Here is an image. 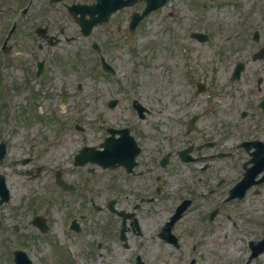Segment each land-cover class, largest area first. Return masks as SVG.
<instances>
[{"label":"rangeland","instance_id":"374dc122","mask_svg":"<svg viewBox=\"0 0 264 264\" xmlns=\"http://www.w3.org/2000/svg\"><path fill=\"white\" fill-rule=\"evenodd\" d=\"M197 1L198 3H194V0H170V4L164 10L147 19L140 35H137L141 58L135 60V63L139 64L135 71L131 69L130 63L128 69L118 72L117 76H107L96 70L93 57L87 55L82 56L83 61L77 68L74 55L68 52L62 56L64 65L55 68L56 71L49 72L50 77L45 73L43 78H36L33 71L16 73L14 80H18L22 85H19L17 90L16 103L21 105L22 115L25 116L19 117V125H16L20 128V133L16 137V154L17 151H27V149L36 151L44 139H52L54 135H58L56 141L53 138L51 145H54L47 159L55 167L59 161L67 163L63 167L67 170L64 176L78 183L80 187L83 185V188L74 195L59 191L55 185L45 188V180L54 179L53 173L51 177L43 176L35 180L19 175L18 172L14 173V177L10 180L12 186H15L17 199L22 203V208L15 211L16 202H14V206L13 204L4 206L0 211V215L4 218L6 216L7 220L0 231V264H12L9 257L13 247L24 249L35 264H58L56 261L66 260L67 256L58 249L57 245L69 251L67 244L63 246L69 237L76 242L75 251L85 261L83 263L78 260V264H89L90 260H87L84 253L99 238L101 228L114 216L107 208L108 199L113 195L119 200L120 208H133L140 202V196L132 192L145 193L146 186L150 187L162 179H167L163 188L164 194L150 206L159 223L173 208V205L165 202L166 199L175 202L178 198L188 195L186 189L194 186L193 178L200 173H193L185 166H169L166 170L156 165L150 172H145V176L128 178L118 169L115 171L97 169L95 174H88V177L86 170L73 169L70 161L79 146L88 142L97 144L100 141L104 134L101 129L128 121L125 114L132 113V110L128 109L126 97L141 99L155 112L150 120L141 124L142 129L148 133L144 141L147 151L162 152L166 149L160 147L162 143L157 134L153 133L155 140L152 138L151 131L162 134L163 137L173 134L176 138L182 137L183 126L174 118L184 117L185 105H190V110L202 114L209 102L215 100L222 103V110L216 114L207 112L208 115H202L204 116L202 124L206 133L221 131L223 124L231 122L233 109L242 106V101H238L239 98L247 97L244 88L246 83L243 82L245 78L240 83L228 86L227 78L230 76L231 67L236 60H244L248 63L246 75L251 76L256 71L264 74V62L251 61V55L256 49L252 40V31L260 27L264 20L262 15L264 0ZM216 28L219 33L217 34L216 31V36L211 42L200 43L190 37L192 30L209 29L213 32ZM147 33L149 35H146ZM230 50H233L232 57L228 54ZM160 54L165 58L162 61L158 60ZM153 70L158 74L152 75ZM153 76H160L159 85L153 83L156 81ZM200 81L209 84L211 91L194 97L192 91L195 89V84ZM219 92L226 94L223 101L214 97V94ZM33 93L40 95L36 101L32 100ZM114 97L121 98L122 103L125 101L124 107L121 104L115 109H109L107 101ZM62 104L66 106V113L60 115ZM163 106L167 107V110H164ZM227 107L231 110H227ZM136 122L137 119L132 115L131 123ZM77 125L86 128V131L79 132L76 129ZM60 128L63 132L58 134ZM26 138H29L30 145L24 147ZM238 139L232 138L230 141L232 143ZM231 143L226 145V149L229 152L233 150L237 156L223 160L224 163L222 160L215 161L213 164H220L221 170L211 167L205 175L206 179L209 177L214 179L211 186L207 185L205 190L215 186L217 177L226 176L228 179L223 190L216 195L217 198L225 195V191L227 193L234 183L233 180L239 179L242 172L240 163L242 157L246 156L245 152ZM157 176L160 180L156 178ZM89 179L92 181L90 182ZM107 179H116V181L112 180L108 186ZM122 179H128L129 182ZM50 189L53 191L49 195ZM35 190L36 193L32 194L30 199L39 201V204H33L38 205L34 206L36 210L32 209L24 199L26 193ZM125 194H128V198ZM93 202L101 205L102 209L96 210ZM210 204L211 201L207 203L206 211L202 209L201 213L190 212L180 222L178 230L181 234L184 233L182 234L184 239H189L187 232H190V227H196V232L201 231ZM148 205L145 204L144 207L147 208ZM43 209L48 211L47 215H51L52 218L49 224L52 229L49 234L51 238L41 234L32 222L33 216L41 215ZM81 215L85 217L84 220L80 219ZM198 217L203 222L199 225L194 223ZM74 219L83 225L79 237L69 228ZM215 219L214 224L220 228L215 230L210 228V236L202 254L204 264H239L248 252L247 243L252 240L250 238L258 239L264 233V185L261 186L260 192L250 193L245 201L237 205H228L226 215H217ZM235 223L246 226L247 231L237 233ZM17 226H19L18 230H16ZM48 238L56 241V247ZM216 238L218 241H215ZM229 246L235 248L233 257L229 255ZM71 250H73L72 246ZM169 257L170 259L173 257V260H166L167 264H181L173 255L170 254ZM69 261V264H76L71 259ZM90 264L97 263L91 260Z\"/></svg>","mask_w":264,"mask_h":264},{"label":"flooded vegetation","instance_id":"af4514ba","mask_svg":"<svg viewBox=\"0 0 264 264\" xmlns=\"http://www.w3.org/2000/svg\"><path fill=\"white\" fill-rule=\"evenodd\" d=\"M147 0H14V9L18 7L23 8L21 17L26 16L25 24L22 26L21 37H26L23 46L28 48L19 49L14 43L15 53H26L30 55H38L33 53V47L37 46L41 49L40 52L46 50L48 53L51 48L48 45H60L66 41H71L80 36L81 29L76 24V21L71 15L70 8L77 9L78 17L82 15L86 19L91 17L99 19L107 17L108 21L102 25L97 26L94 31L97 38L100 40L102 35L105 36L104 42L100 45L102 51L107 55L128 56L127 61L131 62V48H130V21L132 14H143L146 9ZM116 7V10L106 12L107 7ZM89 7L94 8L87 10ZM131 7V8H130ZM26 10V11H25ZM15 11V10H14ZM25 11V12H24ZM146 18V17H144ZM142 19L134 30V34L139 33L143 26L145 19ZM76 27L78 32L72 33L73 28ZM17 30V24L15 31ZM93 31V32H94ZM136 58V57H134ZM123 61L124 59H120ZM34 60L18 59L12 67L30 70L34 66ZM37 65V63H36ZM118 65L123 66L119 63ZM10 66L9 63L4 65ZM6 88L9 85L5 86ZM14 95V90H12ZM249 96H254L256 100L246 105L247 109L242 118L254 116H264V110L260 108V103L264 100V80L262 86H258L252 91L249 88ZM259 113L261 115H259ZM8 116V112L1 105L0 101V118ZM264 122V120L262 121ZM259 132H264V125H256ZM20 133L18 129L16 134L14 127L6 133L5 130H0V146L5 143V154L0 160V179H10L14 177V167L20 169L19 174H26L31 177H40L45 172V164L43 161L48 155V149L15 151L14 159V136L17 137ZM28 136V135H27ZM200 138H194L193 142L199 141ZM30 145L29 138L25 139L24 147ZM194 145V144H193ZM198 146L203 147L204 144L198 143ZM140 163V162H139ZM138 163V164H139ZM39 165H42L41 167ZM47 172V171H46ZM45 172V173H46ZM56 180V179H55ZM124 213H127L124 211ZM135 217V215H134ZM137 223L131 221L126 228L128 236L131 238L142 237L143 233L139 229L142 226L138 220ZM146 227L152 225L153 220L146 218ZM114 244H117L115 247ZM100 248L101 245L99 244ZM200 247L192 244L189 240H179L177 245L167 243L165 241H146L137 239H126L125 241H109L106 246V252L110 255L113 263L116 264H167L166 260H173V255L181 264H185L187 259H194ZM168 252V253H167Z\"/></svg>","mask_w":264,"mask_h":264},{"label":"bare ground","instance_id":"6f19581e","mask_svg":"<svg viewBox=\"0 0 264 264\" xmlns=\"http://www.w3.org/2000/svg\"><path fill=\"white\" fill-rule=\"evenodd\" d=\"M158 60H159V61L164 60V56L160 55ZM157 74H158V72H155V71L153 70L152 75H157ZM158 80L160 81V76L158 77ZM232 254H233V252H232Z\"/></svg>","mask_w":264,"mask_h":264},{"label":"water","instance_id":"95a60500","mask_svg":"<svg viewBox=\"0 0 264 264\" xmlns=\"http://www.w3.org/2000/svg\"><path fill=\"white\" fill-rule=\"evenodd\" d=\"M108 162V161H107Z\"/></svg>","mask_w":264,"mask_h":264}]
</instances>
